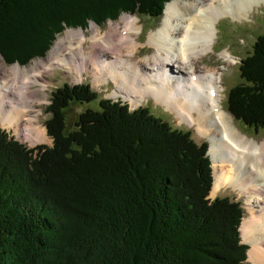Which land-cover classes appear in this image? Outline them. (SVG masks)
Masks as SVG:
<instances>
[{"label":"trees","instance_id":"16d2710c","mask_svg":"<svg viewBox=\"0 0 264 264\" xmlns=\"http://www.w3.org/2000/svg\"><path fill=\"white\" fill-rule=\"evenodd\" d=\"M172 0H0V54L28 64L67 28L124 13L158 18ZM228 109L264 129V34L240 65ZM89 83L52 93V147L28 148L0 127V264H247L244 209L208 195L207 141L148 107L99 99Z\"/></svg>","mask_w":264,"mask_h":264},{"label":"bare ground","instance_id":"6f19581e","mask_svg":"<svg viewBox=\"0 0 264 264\" xmlns=\"http://www.w3.org/2000/svg\"><path fill=\"white\" fill-rule=\"evenodd\" d=\"M185 3L174 0L166 6L163 27L148 36V44L157 50L152 58H139L137 36L142 27L138 17L130 14L123 18L125 26L112 24L106 34L96 28L90 37L92 49L84 48L86 36L82 31L70 30L66 37L57 40L52 56L47 60L37 62L30 69L16 64L9 78L0 69V107L3 103L5 106L0 109V118L12 126L16 123V128L30 140H46V129H36L35 134L36 130L31 128L37 117L33 100L42 99L31 89L32 85L41 81L39 79L55 66L82 70L90 68L89 62L95 60L98 66L106 69L103 73L93 69L97 79L112 77L119 86L113 94L120 98L124 94L119 89L127 90L135 98L128 93L125 96L135 105L147 95L154 96L210 139L217 184L235 186L246 196L251 214L243 216L241 234L250 244L249 260L252 264H264V142L259 144L246 139L233 127V120L223 109L219 94L223 87L219 80L221 69L200 70L197 64L212 49L215 25L220 17L230 15L241 19L253 7L264 6V0H194ZM75 43L78 46L72 49ZM100 50L112 52L109 56L113 58L101 63L95 55ZM222 55L224 60L237 62L226 50ZM224 167H227L226 174ZM212 190L218 193L221 188H215L214 183ZM258 205L262 206L263 213L253 211Z\"/></svg>","mask_w":264,"mask_h":264},{"label":"rangeland","instance_id":"374dc122","mask_svg":"<svg viewBox=\"0 0 264 264\" xmlns=\"http://www.w3.org/2000/svg\"><path fill=\"white\" fill-rule=\"evenodd\" d=\"M181 1L184 3L185 2L189 3L194 0H184V1L181 0ZM168 3L166 4V6L168 5ZM126 15H130V14L124 13L118 19L109 20L101 26L95 24L94 22H91L90 25H88V27L84 29L81 27L67 28L58 35L54 45L49 50L46 56L35 57L26 65H20L19 63L6 62L0 54V69L3 70V73H5L4 76L9 78V77H12L10 76L11 71L14 65L16 64H19L21 67L30 69L33 66H35L37 62L47 60L48 58L52 56L51 53L57 44V40L62 36L66 37L67 36L66 34H68L70 30H76L79 32L82 31L83 34L86 36L84 48L92 49L91 42L93 39L90 37L93 35L94 30L96 28H99L102 31L101 33L106 34L109 28H111L112 24L121 23L123 25V18ZM131 15L138 17L139 24L142 27L141 32L137 36V40L140 44L138 47L137 54L139 58H142V59H145L148 56L152 58L153 55L156 54L157 50L154 46H151L150 44H148V38H150L148 36L150 35V33L153 34L154 32L158 31L160 27H163L164 12L158 18L147 17L145 15L140 14L139 12H136ZM241 17L243 18L239 19V18H234L233 16H230V15H227V16H222L218 19L215 25L216 34L214 38V43L212 45V49L209 50V52L206 53L205 56L199 59L197 64L200 70L204 68H214V67L221 69V70L219 69L220 70L219 80L223 87L220 89L219 94L222 98L221 101H222L223 109L230 114L233 120L232 125L237 130L239 135H241L242 137H245L246 139L254 140L260 144L264 142V129L262 130L260 129L258 132L255 129H249L247 126H245L243 122H240L239 120H237L228 109L229 90L233 85L242 81L240 78V70H239L241 59L246 57L252 52L254 41L258 38L259 35L264 33V6H255L251 10H249L247 15L243 14ZM73 46L74 47H71L72 49H74L78 45H76L75 43V45ZM225 49L226 51H228V53L230 52L231 55L236 58V61H237L236 63L229 62L221 58V56L225 58V56L222 55ZM111 53L112 52L110 51L100 50L98 52L96 51L95 55L99 58V61H101V63H104V62H107V60H111V58H113V56L112 57L109 56ZM77 63L79 62H73V64H77ZM89 65H90V68H85L82 70L71 69L69 67H63V66H55L53 70L47 71L45 73V76L39 79L41 81H38L32 85L31 89L37 94V97L42 98L41 100H35V99L33 100V105L35 104V106H37L35 108V110H37L36 111L37 117L31 127L32 129L34 130L36 129L45 130L46 129L47 131L45 123H46V120L50 117V113L47 110V106L51 103V97H52L53 91H55L59 87H62L65 83H68L70 85H74L77 83H89L94 90L98 91L99 99L101 98H111L114 100L122 99L126 101V103L129 104L131 110H134L140 106H148L150 111H152L156 116L164 118L166 121L170 122L173 127L191 131L192 138L196 142L202 143L204 141H207L209 144L208 155L210 156V159H211V166L213 170L215 188L216 186L218 189L221 188L220 192L218 193L212 192L213 190H211L210 198H215L217 196H229L230 198L241 202L243 209H244L245 216L246 214L248 215L251 214V212L248 210V205L246 204L247 202L246 196L241 192L239 188L232 186L230 184H225V185L223 183L217 184L216 171H215V168H213L214 158L210 152L211 151V147H210L211 143L209 142L210 139L207 136L202 135L199 132L196 125H191L188 122L182 120L176 114V112H174L173 110H170L165 104L157 101V99L154 96L147 95L146 97L143 98V100L141 101L137 100L136 103H140V102L141 103L138 105H135V103L130 100L131 99L130 97L125 96L127 93L130 94V96H133L132 93L127 90L119 89V91H121L124 94V96H120L119 98L118 96L113 94L115 90L118 89L119 87L116 84L115 80L112 77H109L107 79H97L95 73L93 72V69H98L101 73H103V71L106 69L105 68L102 69L100 66H98L95 60H91L89 62ZM1 78L2 77L0 75V80H2ZM133 97L135 98V96ZM98 101H93L89 104H85L81 106L76 105L75 110L80 112L83 109H85L87 106L98 107ZM4 107L5 106L3 103L0 109L3 110ZM16 117L19 118L18 116ZM0 127L6 130L11 136H14L19 141L24 143L29 148L36 147L40 144H46L48 146L53 145V139L48 134V131L46 134L47 139L44 141H41L40 139H35V140L28 139L26 134L23 131L18 130L16 128V123L12 126L9 123V121H5L2 118H0ZM35 134H37V130ZM216 163L218 164V162ZM227 167L229 168L230 166H227ZM227 167H224L223 171L227 169ZM220 168L221 166L219 165V169ZM226 173L227 171L225 172V174ZM253 211H255V213H257V211L263 213L262 206L258 205V207L253 208ZM242 220H244V218ZM241 237H242V241L248 244L249 246L247 250L246 263L252 264V262L249 260L250 244L246 242L247 240L244 238L243 234H241Z\"/></svg>","mask_w":264,"mask_h":264}]
</instances>
